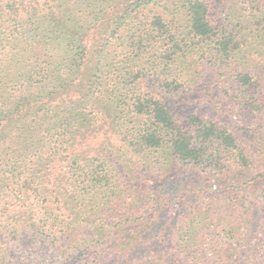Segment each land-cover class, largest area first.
I'll return each instance as SVG.
<instances>
[{"label":"trees","instance_id":"obj_1","mask_svg":"<svg viewBox=\"0 0 264 264\" xmlns=\"http://www.w3.org/2000/svg\"><path fill=\"white\" fill-rule=\"evenodd\" d=\"M219 2L0 0V264H264V0Z\"/></svg>","mask_w":264,"mask_h":264},{"label":"rangeland","instance_id":"obj_2","mask_svg":"<svg viewBox=\"0 0 264 264\" xmlns=\"http://www.w3.org/2000/svg\"><path fill=\"white\" fill-rule=\"evenodd\" d=\"M212 3V14L215 15L217 20L224 17L223 11L225 8V3H218L219 0H210ZM196 97H186L184 100L175 99L172 102H169V106L173 109V111H186L191 110L189 107H207L209 106L205 100H203L200 95L193 94ZM197 171L190 170L188 172H182L183 178L179 179V181H184L186 184L194 182L196 179ZM214 183V182H213ZM215 184V183H214ZM216 185V184H215Z\"/></svg>","mask_w":264,"mask_h":264}]
</instances>
